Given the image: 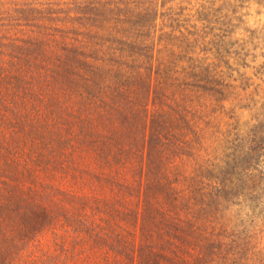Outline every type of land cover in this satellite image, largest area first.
Here are the masks:
<instances>
[{"label": "rangeland", "instance_id": "obj_1", "mask_svg": "<svg viewBox=\"0 0 264 264\" xmlns=\"http://www.w3.org/2000/svg\"><path fill=\"white\" fill-rule=\"evenodd\" d=\"M1 67L26 70L3 81L1 107L29 112L12 123L67 79L76 112L130 136L151 192L197 227L169 264H264V0H0ZM44 248L0 263L123 262L117 244Z\"/></svg>", "mask_w": 264, "mask_h": 264}, {"label": "trees", "instance_id": "obj_2", "mask_svg": "<svg viewBox=\"0 0 264 264\" xmlns=\"http://www.w3.org/2000/svg\"><path fill=\"white\" fill-rule=\"evenodd\" d=\"M9 73L0 68V258L48 251L47 244L60 254L87 253L77 245L117 244L121 264L188 258L197 227L151 192L152 170L134 159L130 136L111 121L97 123L93 112H76L67 79L53 88L51 112L38 108L32 127L12 123L29 112L2 108L9 91L3 81L24 80L26 70ZM124 95L119 89L118 105Z\"/></svg>", "mask_w": 264, "mask_h": 264}]
</instances>
